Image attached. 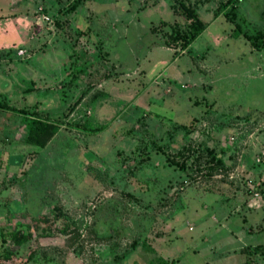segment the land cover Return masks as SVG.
Returning <instances> with one entry per match:
<instances>
[{"label":"rangeland","instance_id":"rangeland-1","mask_svg":"<svg viewBox=\"0 0 264 264\" xmlns=\"http://www.w3.org/2000/svg\"><path fill=\"white\" fill-rule=\"evenodd\" d=\"M17 1L0 0V264H264V0H183L205 23L184 48L178 0ZM27 110L55 122L43 147Z\"/></svg>","mask_w":264,"mask_h":264},{"label":"trees","instance_id":"trees-1","mask_svg":"<svg viewBox=\"0 0 264 264\" xmlns=\"http://www.w3.org/2000/svg\"><path fill=\"white\" fill-rule=\"evenodd\" d=\"M235 0H224L219 3L218 5V11H220L223 7H225L227 4H232ZM178 10L180 13H182L185 18L188 20L186 27L184 30L177 32V36L179 37L180 41V47L184 48L187 46L205 27V23L199 18L198 13L196 10L191 6L189 2H184L183 0H178ZM73 7L74 5H70ZM55 23L56 21L53 20ZM23 91H26L24 89ZM0 108L5 109H14L12 105H8L5 101H2L0 103ZM21 114L27 117V124L25 126V133L23 135L24 142L29 145L37 146V147H43L46 141L52 136L55 130V122L51 121L50 119H47L45 117H42L39 115L36 111H21ZM71 124V123H69ZM76 124V123H74ZM88 128L89 130L91 128ZM210 154L209 158L214 159L215 162H221V159L215 155V153L212 150L208 151ZM182 163V162H181ZM181 163H178L179 168H184L185 166ZM48 219L44 215L38 216L36 219H33L34 228L29 229L27 226L22 228H16L15 230L11 231L9 233V236L13 243L15 244H21L31 238L32 233H35L37 228H39L40 222H46ZM44 225V224H43ZM66 226V225H65ZM63 227V230L65 228ZM40 233H44L45 225L40 226L39 228ZM2 236V240H3ZM156 262H153V264H172L171 261L161 260L159 257H154ZM157 258V259H156ZM151 262V261H149Z\"/></svg>","mask_w":264,"mask_h":264},{"label":"crops","instance_id":"crops-1","mask_svg":"<svg viewBox=\"0 0 264 264\" xmlns=\"http://www.w3.org/2000/svg\"><path fill=\"white\" fill-rule=\"evenodd\" d=\"M39 1L41 2V0H38V2ZM9 2H11V4L16 3V5L17 4H21V2L17 1V0H9ZM10 10H11L12 13H14L16 11V10H13V9H10ZM21 15H22V12H21L20 16ZM28 58H30V55H28ZM46 66L47 65H19V67L17 69L18 70V75L20 76V79H22L23 81H26V82H29V81L32 82V81H36V80H40L41 81L42 80V75H44L46 73L45 69H47V71H50L48 68H46ZM48 66H51V65H48ZM58 66H59V68L62 67V65H58ZM1 80H3V79H1ZM34 90L35 89H33V90H28L27 89L26 92L24 91L25 95H29L31 93L34 94L35 92H42V94H44V96L46 94V92H44L42 90H37V91H34ZM34 105H36V104H34Z\"/></svg>","mask_w":264,"mask_h":264},{"label":"built area","instance_id":"built-area-1","mask_svg":"<svg viewBox=\"0 0 264 264\" xmlns=\"http://www.w3.org/2000/svg\"><path fill=\"white\" fill-rule=\"evenodd\" d=\"M34 13H37L35 16V21L34 22H42V23H51L50 17L44 13L43 7L41 5H38L36 9L34 10ZM24 52V49L18 48L17 49V54H22Z\"/></svg>","mask_w":264,"mask_h":264}]
</instances>
